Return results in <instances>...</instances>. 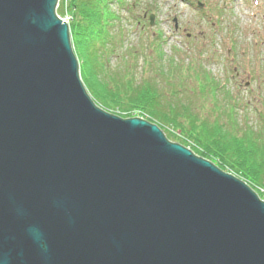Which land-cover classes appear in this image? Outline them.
<instances>
[{
  "label": "water",
  "instance_id": "1",
  "mask_svg": "<svg viewBox=\"0 0 264 264\" xmlns=\"http://www.w3.org/2000/svg\"><path fill=\"white\" fill-rule=\"evenodd\" d=\"M60 0H0V264H264V202L98 108Z\"/></svg>",
  "mask_w": 264,
  "mask_h": 264
},
{
  "label": "rangeland",
  "instance_id": "2",
  "mask_svg": "<svg viewBox=\"0 0 264 264\" xmlns=\"http://www.w3.org/2000/svg\"><path fill=\"white\" fill-rule=\"evenodd\" d=\"M124 1V9L119 11L120 31H116L121 34L122 43L118 47L117 56L109 57L106 62L107 69L116 71L125 63L123 57L126 53L137 52V55H131L132 59L134 56L136 58L128 62V70H122L126 76L121 73L118 77L123 79L124 84L126 80L132 82L126 84L125 88L134 92L141 91V96L144 95L142 91L147 90L145 84H150L163 99L172 102L171 104L176 103V113H183V107L189 108L190 113L187 118H179L178 126L166 122L161 125L152 121L145 112L144 99H139L137 105L130 107L120 102L117 99L120 97L112 90L106 89V94L114 97L113 99L100 96L97 92H87L94 104L104 112L122 119L135 117L154 124L168 141L185 145L194 152H202L198 136L205 134L208 128L213 129L215 124L224 126L221 127L222 131L229 132L233 137V140L230 138L231 150H228V155H238L237 163L247 167L250 164L247 158L252 156L253 150H249L250 143H256L252 135L260 134L258 127L264 124L261 118L264 109V58L259 64L253 57L258 53L264 54V0ZM197 2L204 6L198 7ZM132 3L133 10L130 11L129 5ZM149 4L151 12L143 15ZM150 15L153 17L152 26H149L148 21L152 18ZM244 47H248V50H244ZM72 49L74 51L73 46ZM74 54L76 56L75 52ZM251 57L254 63L251 62ZM76 58L78 60L77 56ZM79 62L80 60L78 65ZM196 62L202 63L201 66L217 79L218 85L221 84L218 90L202 85L194 74L189 75L186 64L197 70L200 64L195 65ZM233 68L239 76L229 82L231 74H234ZM80 74L82 71L79 67ZM81 77L85 89L92 84L97 86L93 80ZM107 80L103 75L101 81L107 84ZM125 88L119 89V93L127 92ZM139 88L141 90L137 91ZM236 95L242 97L248 105L238 104L240 107L235 108L236 99L232 97H237ZM194 119L195 126L190 125ZM257 145L259 148L254 155L257 159L264 158V136L257 140ZM241 155L242 162L239 160ZM225 158L211 153L205 160L222 172L241 180L264 202V182L255 184L251 178L243 176L244 173L240 175L236 171L238 168L232 169ZM259 163L264 162L260 159ZM260 166L264 170V165Z\"/></svg>",
  "mask_w": 264,
  "mask_h": 264
},
{
  "label": "trees",
  "instance_id": "3",
  "mask_svg": "<svg viewBox=\"0 0 264 264\" xmlns=\"http://www.w3.org/2000/svg\"><path fill=\"white\" fill-rule=\"evenodd\" d=\"M124 5V0L59 1L56 13L60 17H64L66 15L70 19L68 22L70 40L72 41V46L76 56L78 57V61L80 60L79 67L82 71L80 77L83 76L85 80L88 79L89 81V79H91L93 80V83H97V86H93L92 83V86H86L87 92H97L100 94V96L113 99L114 97L108 96L104 89L110 91L112 90L114 94L120 97L117 98L120 102L123 104H128L130 107L137 105L139 99H144V110L146 113H148V116L150 119H152V121H156V123L161 125L162 123L165 124L166 122L170 125L176 124V126H178L180 125V122H178L179 118H187L189 116V108L187 109L186 107H183V113H176L178 111V106H176V103L171 104L172 102L170 103V101L163 99V96L159 92H156L155 87L153 88L152 85L145 84V88L148 91L143 90L142 93L144 95L140 96L141 87L137 90L140 92H134L133 90L131 91L129 88H125V85L132 84V82L130 80H126V83L124 84L123 79L118 78L121 73L125 75L122 70H128V62L130 63L133 61L136 56H134L132 60L128 61L130 56L128 55L130 53H128V59H125L126 56L123 57V61H125V63L121 64L116 71L109 70L106 67V62L110 59L109 57L112 58L113 56H117L118 46H120L122 43L121 34L116 33V31H120L119 24L121 18L119 17V11L124 9ZM132 7L133 4H130L129 8L131 9ZM151 8H148L147 10H151ZM79 29L83 30L80 31ZM78 54H80V57ZM131 55H134V53ZM197 70H193V67H187V71L190 72L189 75L194 74L196 78L200 80L202 85L208 86L212 88V90H217V84L213 82L211 76H207L206 72L203 73L199 71L200 67ZM103 75L105 79H108L107 84H104V82L101 81V79H103ZM119 87L123 89L125 88L128 91H121L122 93H119V89H121ZM146 91L148 93H146ZM192 124L195 126V119L194 121L190 122V125ZM221 127L224 126L215 124L213 129L208 128L206 133L202 134L203 136H198V138L201 139L198 141V143L201 145L202 152H194L193 150L190 151L203 159L208 157V155L211 153L217 155L220 154L224 158L229 156L225 159L226 161L230 162L228 165L232 167V169L238 168L236 171H238L240 175L241 173H244L243 176H246V178L249 179L251 178L255 184H263L264 170H261L262 167L260 165H264V163H259V160L261 159L264 162V158L257 159L258 157H256L254 154H256L259 148L257 145V140L263 137L264 134L262 135V132L260 131V134L252 135V137L255 138L256 143H250L251 146L249 145V150L251 148L253 149L252 156L247 158L249 159L250 164L247 167H244L243 164L237 163L236 160L238 155H231V153L228 155L227 152L230 149V142L233 140V137L231 138V134L229 132L222 131ZM217 128L219 129L218 131ZM230 138L232 140H230ZM245 139H247V137ZM179 145L186 148L185 145ZM244 154L245 153H243V155ZM239 160L241 162L243 161L242 155Z\"/></svg>",
  "mask_w": 264,
  "mask_h": 264
},
{
  "label": "flooded vegetation",
  "instance_id": "4",
  "mask_svg": "<svg viewBox=\"0 0 264 264\" xmlns=\"http://www.w3.org/2000/svg\"><path fill=\"white\" fill-rule=\"evenodd\" d=\"M236 77H237V75H236Z\"/></svg>",
  "mask_w": 264,
  "mask_h": 264
}]
</instances>
